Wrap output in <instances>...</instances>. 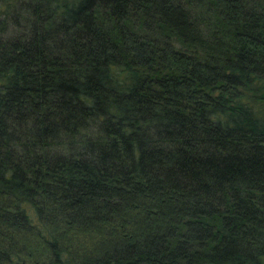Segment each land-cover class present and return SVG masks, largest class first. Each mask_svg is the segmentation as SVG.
<instances>
[{
	"label": "trees",
	"instance_id": "trees-1",
	"mask_svg": "<svg viewBox=\"0 0 264 264\" xmlns=\"http://www.w3.org/2000/svg\"><path fill=\"white\" fill-rule=\"evenodd\" d=\"M0 264H264V0H0Z\"/></svg>",
	"mask_w": 264,
	"mask_h": 264
}]
</instances>
